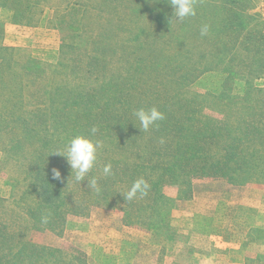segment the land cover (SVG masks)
Returning <instances> with one entry per match:
<instances>
[{"label": "rangeland", "instance_id": "rangeland-1", "mask_svg": "<svg viewBox=\"0 0 264 264\" xmlns=\"http://www.w3.org/2000/svg\"><path fill=\"white\" fill-rule=\"evenodd\" d=\"M8 1L0 9V62L7 63L0 72V198L8 202L0 204L4 218L0 223L10 221V201L28 184L23 156L31 150L23 146L20 155L13 156V143L24 137L29 140L31 133L39 139L69 142L80 135L67 132L68 117L83 123L88 121L84 112H102L112 124L113 117L125 119L128 113L136 120L137 110L158 103L154 101L157 89L164 95V87L171 91L167 84L158 83L169 72L158 77L152 69L159 59H224L232 45L221 34L217 40L221 50L214 46L216 34L211 33L209 21L213 18L204 6L195 15L198 20L187 18V27L181 29L172 15H167L166 26L153 21L162 10L156 0ZM235 4V13L245 12L254 29L262 23L264 33V0H236ZM57 15L61 22L53 21ZM236 19H242V14ZM204 25L209 32L201 36ZM232 46L240 57L251 59V53ZM203 69L180 87L179 94L201 99L205 115L223 120L220 111L230 108L217 98L224 89L242 93L244 86L235 82L227 89L236 72L228 73L225 65ZM16 75L22 84H14ZM240 77L236 75L237 81ZM253 86L264 90V75ZM10 88L16 93L21 89L18 109L11 108ZM108 132L100 133L96 168L87 177L97 179L107 198H94L77 214L66 212L63 225L60 222L54 230L21 226L23 230L28 226L20 232L26 240L64 261L79 258L74 264H264V177L238 185L226 177H193L189 185L183 180L163 185L161 197L151 200L147 194L127 202L130 171L140 163L137 157L153 149V143L136 135L133 147L116 148L123 143V132L122 137ZM109 163L115 170L105 176L103 167ZM70 176L74 197L82 200L81 193L90 189L88 181ZM72 204L78 209V202Z\"/></svg>", "mask_w": 264, "mask_h": 264}, {"label": "trees", "instance_id": "trees-1", "mask_svg": "<svg viewBox=\"0 0 264 264\" xmlns=\"http://www.w3.org/2000/svg\"><path fill=\"white\" fill-rule=\"evenodd\" d=\"M235 1L196 0V13L202 6L210 9L207 16L213 18L209 21L212 26L211 33L216 34L215 47H217L219 36L223 34L230 44L239 45L246 52L251 53V59L240 57V54L235 52L236 47L232 45L226 48V52L230 51V53L224 59H177L175 56L159 59L152 69L157 72L158 77L160 74L169 72L170 75L164 79L158 78L160 79L158 83L167 84L171 87V91L163 86L166 93L164 95L157 89L154 101L158 103H155V108L161 111L165 118L158 121L157 125L148 132L140 129L139 124L135 125L134 118H129L132 113H128L125 119L113 117L115 124L110 123L108 117L102 115V112L82 113L88 120L83 123L74 121L73 115L72 121L71 116L68 117L70 122H68L67 132L75 130L77 134L93 142L98 141L100 133L104 130H109L110 133L106 134L120 137L123 132V141H120L123 143L116 145V148L132 146V143L134 145L136 135L152 141L153 149L148 150V155L137 157L140 163L133 165L134 169L130 171L129 181H127L131 187L136 180L143 178L150 185L148 195L151 200L154 197H161L160 189L163 185L177 184L179 180L189 185L193 177H226L237 185L264 177V90L255 89L253 86L256 78L264 75V33L261 30L263 24H259L256 29L248 25L245 12L242 11L244 14L235 13ZM170 3L171 0H156V7L160 5L162 10L158 9L153 16L154 22L157 21L165 26L168 24L167 15L173 16L174 12ZM8 4V0H0V9L6 8ZM239 14H242V19L238 20L236 18ZM12 18H14L13 15ZM61 18L57 15L53 21L61 22ZM195 18L196 16L192 17V19ZM179 23L181 29L187 27L186 19ZM56 27L59 26L56 25ZM5 65H7L6 62H0V72L4 71ZM223 65L227 67L228 73L236 72L229 79L227 89L233 83L241 82L244 91L235 94L233 91L230 93V89L227 91L224 89L223 94L217 99L219 104L225 101L230 110L220 111L225 116L223 120H218L215 116L203 113L204 106L201 99L182 97L179 89L199 69L204 68L205 72L221 68ZM237 74L241 75L239 81L236 79ZM18 78V75L13 78L14 84H22ZM10 90L12 92L8 100L13 104L11 108L18 109L21 89L18 93L14 88ZM174 90H177V93H173ZM169 94H172L171 97L166 98ZM59 112H64V109ZM124 112L127 110L125 109L123 114ZM92 127L98 128L95 135L90 134ZM29 138L27 140V137H24L23 140L13 143L10 148L13 156H19L23 146L31 150L27 156H23V165L26 170L24 178L28 179V187L26 186L18 197L10 201V204H13L12 210L8 212L10 221L0 223V264H74L73 262L78 261L79 258L71 256V262L64 261L62 256L59 258L53 252L47 253L43 248L26 240L20 232L27 230L28 226L23 230L25 224L30 225L31 230L40 228L54 230L61 226L60 222L63 225L66 212L71 210L77 214L76 212L83 211L94 198L106 199L107 197L100 188L99 191L90 188L87 193H81L82 200L74 197L76 190L71 186L75 184L71 182L70 175L75 173L64 164L67 159L58 155V153L66 152L65 146L68 141H48L46 137L39 139L34 133H31ZM163 149L165 150L162 151ZM145 152L147 151H143ZM141 167L144 168L143 171L140 170ZM53 169L59 170L60 179L53 178ZM146 170L150 172L143 173ZM141 175L142 177L139 178ZM136 176H138L137 179ZM77 202L79 207L75 210L72 203ZM2 203L8 202L0 198V204ZM0 218L3 217L0 216ZM21 223L23 225H19ZM78 256L81 255L78 254Z\"/></svg>", "mask_w": 264, "mask_h": 264}, {"label": "clouds", "instance_id": "clouds-1", "mask_svg": "<svg viewBox=\"0 0 264 264\" xmlns=\"http://www.w3.org/2000/svg\"><path fill=\"white\" fill-rule=\"evenodd\" d=\"M171 7L174 9L173 17L178 21H184L187 18L194 17L196 13V0H171ZM209 32V26L204 25L201 28V36L207 35ZM136 120L139 121L140 128L144 132H148L151 128L157 125L158 121H162L165 117L164 114L157 108L152 107L150 109L141 108L134 113ZM98 132V128L92 127L90 130L91 135H95ZM101 147L100 141L93 142L91 139L85 136H76L72 138L65 146V153H58L67 159L72 172L75 173V180L82 182L88 181V187L99 191L98 181L96 178L87 179L88 174L95 166L97 160V151ZM103 173L105 176L112 175L111 163L106 164L103 167ZM60 172L57 169H53V178L60 179ZM150 185L143 179L136 180L130 189L127 191L124 199L132 201L136 198H143L148 194ZM47 222V219H44Z\"/></svg>", "mask_w": 264, "mask_h": 264}]
</instances>
